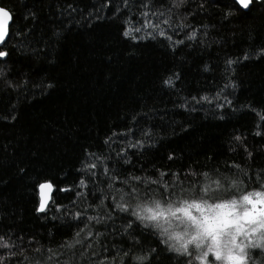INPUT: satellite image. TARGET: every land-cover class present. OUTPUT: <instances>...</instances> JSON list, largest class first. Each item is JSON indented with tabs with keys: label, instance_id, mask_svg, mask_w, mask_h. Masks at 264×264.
Returning a JSON list of instances; mask_svg holds the SVG:
<instances>
[{
	"label": "trees",
	"instance_id": "1",
	"mask_svg": "<svg viewBox=\"0 0 264 264\" xmlns=\"http://www.w3.org/2000/svg\"><path fill=\"white\" fill-rule=\"evenodd\" d=\"M173 3L0 0L13 13L0 48L8 53L0 61V234L16 245L0 249V256L10 257L3 264H118L113 258L137 240L131 251L149 259L128 257L127 264H181L184 258L160 244L158 231H125L131 217L111 211L115 201L104 167L95 169V178L85 171L93 153L114 160L124 150L114 189L131 191V184H139L179 196L193 181L210 183L208 173L243 181L233 189L237 196L241 189L264 190V55H258L264 6L253 4L225 19L224 0H186L180 8ZM146 20L159 24L155 38L124 37L126 29L136 37L151 31L135 32ZM181 22L190 27H179ZM193 30L196 39L188 41ZM181 39L185 43L177 45ZM228 59L237 61L231 69ZM170 77L172 87L164 84ZM229 81L235 88H225ZM225 95L232 106L221 119L215 105L225 103ZM138 139L147 141L143 149L128 146ZM81 178L86 187L79 186ZM43 182L53 190L46 212L37 213ZM101 197L104 206L97 209ZM75 239L83 243L68 249Z\"/></svg>",
	"mask_w": 264,
	"mask_h": 264
},
{
	"label": "snow or ice",
	"instance_id": "2",
	"mask_svg": "<svg viewBox=\"0 0 264 264\" xmlns=\"http://www.w3.org/2000/svg\"><path fill=\"white\" fill-rule=\"evenodd\" d=\"M185 2L186 0H178V2L174 0L173 7L180 8ZM125 3L127 4L128 0H125ZM253 4L264 6V0H224V6L228 9L225 13V19H228L233 11L238 9L248 10ZM145 7H147V4H145ZM151 14L157 15L156 12H152ZM160 14L162 15V13ZM143 15L147 17L149 13L144 12ZM12 19L13 13L0 7V45L5 42ZM163 22L165 24L169 23L168 20ZM179 27L190 26L184 25L181 22ZM147 28H151L152 30L144 32V35L139 37L133 36L131 29H126L123 35L125 38L130 37L134 41L137 39L155 38L154 33L159 29V24L153 25L147 20L143 24V27L135 28V32L140 33L143 29ZM158 34L164 36V31L159 30ZM55 36L59 38V33H55ZM168 39L171 40V37H168ZM186 39L194 41L196 39V31L193 30L187 33ZM203 42L201 41V43ZM184 43L185 40L183 39L176 41L177 45ZM7 55L6 51L0 50V61H4ZM258 55H264V47L260 49ZM247 59H249V56L246 54L244 60ZM235 63L237 61L232 59L226 61L228 69H231V66ZM207 70V67H205V71ZM4 76L5 73L0 68V79L4 78ZM164 84L172 87L174 81L170 77L164 81ZM9 86L12 85L10 84ZM54 86L50 82L46 84V87L49 89ZM235 86L234 82L229 81L225 85V88H235ZM221 92H223V89ZM192 99L196 100V97H192ZM216 99H220V93H217ZM223 99L225 103H217L215 105L217 109L221 110V119L224 118L223 109L226 106H232V101L227 95ZM200 100L212 103L207 96L200 97ZM129 131L131 132V129ZM113 135H116V133H113ZM144 135L149 136V133L146 132ZM256 135H260V133L257 132ZM234 139L239 142L241 137L236 136ZM146 143L147 141L138 139L134 144L129 141L128 146L130 148L143 149ZM105 144H108V139L105 140ZM245 151H248L246 146ZM248 155L251 157L252 153L249 152ZM91 156L93 159L90 162L85 161V171L95 178L97 177L95 169L100 166L104 167V173L107 177L108 194L115 201V207L111 211H119L134 218L126 221L125 231L139 227L144 229L151 228L158 231L161 237L160 244L165 245L168 251L175 252L184 258L181 264H264V190L245 192L241 189V194L237 196L233 189L238 188L243 181L235 176H223L220 179H212L208 173H204L205 178L210 183L203 184L201 181H193L190 187L183 189L179 196H176L174 192H167V190L164 193H156L154 190H148L147 186L141 189L139 184H131V191H124L123 189L113 188V183L119 176V165L125 156L124 150L121 149L117 152L114 160L111 157H101L94 153ZM169 159H173V156L169 155ZM106 161H111V163H106ZM124 162L127 163L126 160ZM235 167L243 172V169L239 165H235ZM173 175L178 174L174 173ZM134 179L140 180L139 177H135ZM151 182L158 183L155 180ZM259 182L264 185V178L260 179ZM120 183H127V181H120ZM202 184L203 186H201ZM225 184L228 187H225ZM79 186L86 187V180L81 178ZM38 187L40 199L39 205L35 210L37 213H45L47 210L45 190L51 191L53 185L51 182H43ZM78 195L80 194L78 193ZM173 196H175L174 199L172 198ZM99 200V204L96 205L97 209L103 208L105 197H101ZM75 202L73 201V203ZM59 210L58 206L57 211ZM75 215L79 221L83 213L78 211ZM88 220H97V217L89 216ZM83 231L84 229L81 228L76 234L77 237ZM155 231L153 234H155ZM87 235L91 236L92 233L89 232ZM82 243V240L75 239L73 243L67 244L66 247L71 250L76 245ZM138 244H140V241L134 242V245ZM134 245H130V250L123 253L122 256L118 255L113 259L118 261V264H127L126 258L128 257L133 260L147 261L149 259L148 254L144 256L134 255L131 251ZM15 246L13 242L0 234V249L10 250ZM88 247H91V245H88ZM149 252L159 254L156 248H151ZM16 254L11 253L12 256ZM9 258L7 256H0V264H3V261ZM66 264H70V262H66Z\"/></svg>",
	"mask_w": 264,
	"mask_h": 264
},
{
	"label": "water",
	"instance_id": "3",
	"mask_svg": "<svg viewBox=\"0 0 264 264\" xmlns=\"http://www.w3.org/2000/svg\"><path fill=\"white\" fill-rule=\"evenodd\" d=\"M241 10L247 11V10H244V9H241ZM7 37H8V35L6 36V39H7ZM6 39H5V41H6ZM4 43L2 45H0V48L4 45ZM52 190H53V188H52ZM52 190L51 191H49L47 189L45 190V198L47 200V205H48V203L50 201V197H51V194H52ZM39 198H40V190H39Z\"/></svg>",
	"mask_w": 264,
	"mask_h": 264
}]
</instances>
